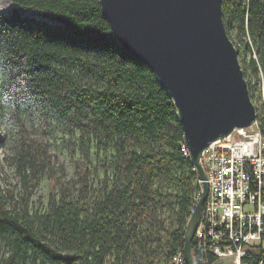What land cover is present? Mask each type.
Masks as SVG:
<instances>
[{
	"label": "trees",
	"instance_id": "1",
	"mask_svg": "<svg viewBox=\"0 0 264 264\" xmlns=\"http://www.w3.org/2000/svg\"><path fill=\"white\" fill-rule=\"evenodd\" d=\"M12 1L0 11V145L26 187L47 174L54 192L34 212L26 193L0 187V264H141L161 245L171 264L201 183L169 92L117 40L100 0ZM223 10L264 137V0H223ZM77 141L109 156L112 176L94 197L88 171L74 189L55 160L52 144Z\"/></svg>",
	"mask_w": 264,
	"mask_h": 264
},
{
	"label": "water",
	"instance_id": "2",
	"mask_svg": "<svg viewBox=\"0 0 264 264\" xmlns=\"http://www.w3.org/2000/svg\"><path fill=\"white\" fill-rule=\"evenodd\" d=\"M120 44L147 63L177 108L184 142L201 180L185 231L184 254L197 264L193 240L209 195L206 148L258 118L224 21L223 0H100Z\"/></svg>",
	"mask_w": 264,
	"mask_h": 264
},
{
	"label": "built area",
	"instance_id": "3",
	"mask_svg": "<svg viewBox=\"0 0 264 264\" xmlns=\"http://www.w3.org/2000/svg\"><path fill=\"white\" fill-rule=\"evenodd\" d=\"M204 163L209 195L195 235L203 264H264L261 133L236 128L206 148ZM171 264H188L184 250L175 252Z\"/></svg>",
	"mask_w": 264,
	"mask_h": 264
},
{
	"label": "rangeland",
	"instance_id": "4",
	"mask_svg": "<svg viewBox=\"0 0 264 264\" xmlns=\"http://www.w3.org/2000/svg\"><path fill=\"white\" fill-rule=\"evenodd\" d=\"M15 3L12 0H0V11L3 13H10L13 11ZM26 13L32 17L38 19L50 21L51 19L45 17L33 10H28ZM264 95V93H263ZM256 104V103H255ZM258 120V118H257ZM255 121L248 127L250 132L260 129L259 122ZM13 126V125H12ZM12 129V128H10ZM12 131L16 133V129L10 130V136ZM11 147L0 145V187L6 193L13 195L16 200H21V197L26 193L29 197V204L31 210L34 212H43L46 210L50 199L52 198L53 181L49 175H44L39 182L33 184V181H29L28 187H26L25 181L18 174L14 164L5 158L10 153ZM52 150L56 154L55 160L58 166H63L64 174L62 175L65 183L73 185L74 189H79L84 185V178L82 173L87 172L90 176L89 188L94 189V193L91 197H94L96 192L102 187L104 179L107 173L112 176V169L110 168V160L108 154L104 150L97 149L96 147H89L88 144H79L70 146H61L60 142L52 144ZM112 182V181H110ZM58 188L57 192L58 193ZM29 192V193H28ZM54 192V191H53ZM168 216L173 218L171 213H167ZM166 232H163L165 237ZM166 239V238H164ZM150 257H143L141 264H166V248L165 245L153 248ZM127 264H135L129 262Z\"/></svg>",
	"mask_w": 264,
	"mask_h": 264
},
{
	"label": "bare ground",
	"instance_id": "5",
	"mask_svg": "<svg viewBox=\"0 0 264 264\" xmlns=\"http://www.w3.org/2000/svg\"><path fill=\"white\" fill-rule=\"evenodd\" d=\"M254 123H255V122H254ZM255 131H258L259 133H261V130H260V129L255 130ZM261 138H262V148L264 149V137H263L262 133H261ZM182 149L187 153V156H189V152H188V149H187V147H186V145H185V142H184V144L182 145ZM199 181H200V183L202 184L201 180H199ZM200 194H201V193H200ZM173 255H175V253H174ZM172 258H173V256H172Z\"/></svg>",
	"mask_w": 264,
	"mask_h": 264
}]
</instances>
